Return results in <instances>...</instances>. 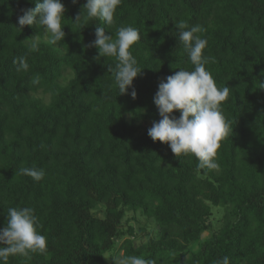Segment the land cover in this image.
Masks as SVG:
<instances>
[{"label": "trees", "instance_id": "obj_1", "mask_svg": "<svg viewBox=\"0 0 264 264\" xmlns=\"http://www.w3.org/2000/svg\"><path fill=\"white\" fill-rule=\"evenodd\" d=\"M35 2L0 0V231L9 208H31L48 250L8 264H115L117 256L264 264V0H121L111 26L75 22L87 0H60L66 35L56 44L43 27L20 30L21 10ZM180 21L204 28L205 69L230 90L221 111L232 130L216 170H198L194 155L176 158L148 135L162 118L159 83L195 67L178 39ZM98 26L113 38L121 27L140 33L130 51L142 72L128 94L108 71L115 58L97 60L89 47ZM21 56L29 69L18 73ZM22 168L45 175H15ZM129 213L154 226L136 228Z\"/></svg>", "mask_w": 264, "mask_h": 264}, {"label": "clouds", "instance_id": "obj_2", "mask_svg": "<svg viewBox=\"0 0 264 264\" xmlns=\"http://www.w3.org/2000/svg\"><path fill=\"white\" fill-rule=\"evenodd\" d=\"M78 0H72L77 3ZM121 0H87L83 10L75 17V22L87 25L90 20L98 18L108 26L114 23V14ZM23 15L18 17L20 30L24 26L43 27L49 37V42L56 44L63 41L65 32L62 18L65 16V6L60 0H43L35 2L34 8L21 10ZM178 30L180 44L186 49L194 70H179L174 75L168 76L166 82L159 83L158 92L154 103L162 117L154 121L148 130V135L153 141H158L170 146L175 157L194 155L198 161L199 169L216 170L219 168L216 158L222 141L227 138L232 130L229 122L221 111V105L229 97V88H218L211 74L206 71L203 51L207 40L201 38L205 30L197 24L188 29L184 21L175 24ZM188 29V30H186ZM96 39L89 47H96L99 54L95 59L115 58L113 71L115 84L118 85L120 94H128V89L133 85L134 79L141 74L136 66L137 61L130 49L140 40V33L133 27H121L115 33V38L105 34L104 28L98 26L95 30ZM39 36L31 38L29 51L38 50ZM17 65L16 71L27 72L29 64L21 56L13 61ZM31 83L39 84V76L33 77ZM133 99L137 93L133 88ZM175 111L181 113L179 118L172 116ZM15 175H26L34 181L41 180L45 173L43 169L22 168ZM33 209L9 208L7 210V226L0 231V259L8 264L9 257L20 255L31 258L30 254H46L47 238L37 231V218ZM108 259L107 256H104ZM115 264H155L153 260H146L137 256L114 258ZM216 264H229L228 257H223Z\"/></svg>", "mask_w": 264, "mask_h": 264}, {"label": "rangeland", "instance_id": "obj_3", "mask_svg": "<svg viewBox=\"0 0 264 264\" xmlns=\"http://www.w3.org/2000/svg\"><path fill=\"white\" fill-rule=\"evenodd\" d=\"M134 215L136 218H133L131 222L135 225L136 228H138L139 226H146L149 230L154 226V223L151 219L141 216L140 213H137V214L129 213L130 217ZM204 236L206 237L207 234L205 233ZM116 258H121V257L117 256Z\"/></svg>", "mask_w": 264, "mask_h": 264}]
</instances>
